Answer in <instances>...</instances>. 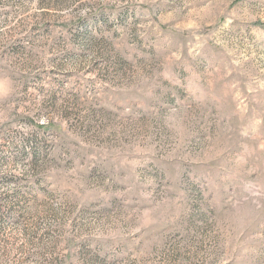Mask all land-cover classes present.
Here are the masks:
<instances>
[{"label":"rangeland","instance_id":"obj_1","mask_svg":"<svg viewBox=\"0 0 264 264\" xmlns=\"http://www.w3.org/2000/svg\"><path fill=\"white\" fill-rule=\"evenodd\" d=\"M0 264H264V0H0Z\"/></svg>","mask_w":264,"mask_h":264}]
</instances>
